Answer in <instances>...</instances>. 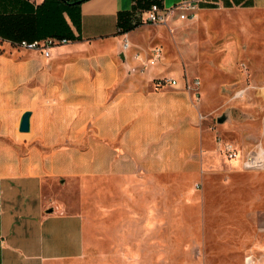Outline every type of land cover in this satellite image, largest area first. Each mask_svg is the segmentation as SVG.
<instances>
[{
    "label": "crops",
    "instance_id": "0c3cea01",
    "mask_svg": "<svg viewBox=\"0 0 264 264\" xmlns=\"http://www.w3.org/2000/svg\"><path fill=\"white\" fill-rule=\"evenodd\" d=\"M43 1L0 0V264H97L94 228L110 231V256L126 264H161L167 246H196L183 231L198 228L218 155L187 87L193 78L163 49L144 65L153 55L137 39L147 38L144 8L133 13L140 24L119 30L134 0H86L79 27L65 12L75 37L49 56L18 46L32 38ZM190 1L199 9L264 7ZM160 77L177 81L157 87ZM26 110L30 127L21 130Z\"/></svg>",
    "mask_w": 264,
    "mask_h": 264
},
{
    "label": "rangeland",
    "instance_id": "374dc122",
    "mask_svg": "<svg viewBox=\"0 0 264 264\" xmlns=\"http://www.w3.org/2000/svg\"><path fill=\"white\" fill-rule=\"evenodd\" d=\"M144 24L142 44L160 47L200 79L202 118L218 155L202 187L207 206L199 205L198 228L183 231L198 244L167 246L161 264H247L248 256L264 264V164L249 162L264 158V7L198 8L190 18ZM227 144L237 156H228ZM89 224H99L97 208ZM89 237L97 264H126L110 256L108 229Z\"/></svg>",
    "mask_w": 264,
    "mask_h": 264
},
{
    "label": "built area",
    "instance_id": "2783aa9c",
    "mask_svg": "<svg viewBox=\"0 0 264 264\" xmlns=\"http://www.w3.org/2000/svg\"><path fill=\"white\" fill-rule=\"evenodd\" d=\"M197 9H198L197 1L185 0L181 3L172 6H166L159 2H153L151 3V5L141 10V18L143 19L144 22L167 24L175 18L185 19V18L193 17ZM70 40L71 39L67 37L58 38L54 36H48L45 38L33 39V40L22 39L15 43L18 46L24 48L39 49L44 53L45 56H49L51 54L52 47L60 43H67ZM129 45H130L129 40H126L124 46L128 47ZM161 53H162V49L160 47H154L152 57L149 58L148 61L144 63V65L155 62V60L158 59ZM176 81L177 80L174 77H160L156 80L155 83L157 87H160L168 83H176ZM200 84H201L200 79H198L197 77H193L191 82H189L187 85L188 88L194 90L197 98H200V94L198 92ZM201 117H203V115H201ZM225 149L229 157L237 156V151L232 144H227ZM254 159L253 157H251L250 160L252 161ZM251 261H253L252 264H255L254 258L248 256L246 259V263L247 264L248 262L251 263Z\"/></svg>",
    "mask_w": 264,
    "mask_h": 264
},
{
    "label": "trees",
    "instance_id": "16d2710c",
    "mask_svg": "<svg viewBox=\"0 0 264 264\" xmlns=\"http://www.w3.org/2000/svg\"><path fill=\"white\" fill-rule=\"evenodd\" d=\"M86 0H44L37 5V11L35 15L36 29H32V38L22 39H41L48 36H54L58 38H74V32L68 23L64 13L67 12L72 18L73 22L79 27L80 25V5ZM153 2H159L162 4V0H134L132 11L121 13L119 20L120 32H126L138 24L140 21L133 20V13L141 8H146ZM30 23H21L22 28H28ZM33 26V24H31ZM24 35V34H22Z\"/></svg>",
    "mask_w": 264,
    "mask_h": 264
},
{
    "label": "water",
    "instance_id": "95a60500",
    "mask_svg": "<svg viewBox=\"0 0 264 264\" xmlns=\"http://www.w3.org/2000/svg\"><path fill=\"white\" fill-rule=\"evenodd\" d=\"M30 115H31V111L30 110H26L22 117H21V122H20V129L21 130H27L30 127ZM50 210H54V208L52 207Z\"/></svg>",
    "mask_w": 264,
    "mask_h": 264
},
{
    "label": "bare ground",
    "instance_id": "6f19581e",
    "mask_svg": "<svg viewBox=\"0 0 264 264\" xmlns=\"http://www.w3.org/2000/svg\"><path fill=\"white\" fill-rule=\"evenodd\" d=\"M252 165H256V166H259V167H262V165L264 164V158L261 156L259 157L258 159L256 160H252V161H249ZM253 261H251V263L248 262V264H252ZM256 262V260H255Z\"/></svg>",
    "mask_w": 264,
    "mask_h": 264
}]
</instances>
